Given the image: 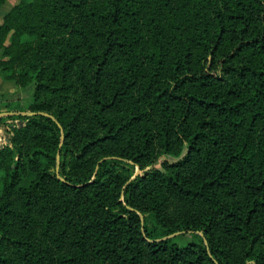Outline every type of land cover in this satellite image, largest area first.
Instances as JSON below:
<instances>
[{
    "label": "trees",
    "instance_id": "16d2710c",
    "mask_svg": "<svg viewBox=\"0 0 264 264\" xmlns=\"http://www.w3.org/2000/svg\"><path fill=\"white\" fill-rule=\"evenodd\" d=\"M0 50L55 119L11 117L0 264H264V0H20Z\"/></svg>",
    "mask_w": 264,
    "mask_h": 264
},
{
    "label": "rangeland",
    "instance_id": "374dc122",
    "mask_svg": "<svg viewBox=\"0 0 264 264\" xmlns=\"http://www.w3.org/2000/svg\"><path fill=\"white\" fill-rule=\"evenodd\" d=\"M10 33L7 35V38L5 40V45L8 44ZM0 59H6V57H2V50H0ZM13 84V83H12ZM16 86V85H15ZM18 88V93L9 95L7 97L0 96V149L3 147H11L10 140L13 136V132L15 129H19L25 125V120L22 119H14L11 117H18V116H31L33 114H45L49 117H52V115L46 113V112H32L30 111V106L32 104L33 99V92H34V85L33 82L28 83L25 86H16ZM53 118V117H52ZM53 120H55L53 118ZM58 126L60 127L59 123ZM61 128V127H60ZM63 137H61L62 141ZM155 151H158V146H155ZM170 161H173V158L169 159ZM158 162H162V158L159 159ZM129 164H132L130 161H128ZM59 167V155H56L55 159V172L58 171ZM129 168V167H128ZM149 167L143 168L144 170L148 169ZM131 170V173L133 174L132 177L135 175L141 173V168L139 166H134L133 169L129 168ZM60 178V177H59ZM238 201L241 202L242 194H239ZM14 206L17 210H19V199L14 198ZM203 209H199L197 207H194L189 204H185L183 202H180L176 199H171L167 208V215L169 218H175L177 216H183L184 218L187 217H195L199 213H201ZM12 230H14V227H12ZM33 231L35 233H38L37 227L33 228ZM196 234L203 236L202 231L196 232ZM174 236H182L181 241L182 243L190 242L194 240V237L192 233L188 232H178ZM173 236V237H174ZM226 249L230 252V254H236L240 250V246L229 243L226 244Z\"/></svg>",
    "mask_w": 264,
    "mask_h": 264
},
{
    "label": "crops",
    "instance_id": "0c3cea01",
    "mask_svg": "<svg viewBox=\"0 0 264 264\" xmlns=\"http://www.w3.org/2000/svg\"><path fill=\"white\" fill-rule=\"evenodd\" d=\"M20 0H5L4 4L0 7V25L3 22L4 15ZM18 93V88L7 81H4L0 75V96H9Z\"/></svg>",
    "mask_w": 264,
    "mask_h": 264
},
{
    "label": "water",
    "instance_id": "95a60500",
    "mask_svg": "<svg viewBox=\"0 0 264 264\" xmlns=\"http://www.w3.org/2000/svg\"><path fill=\"white\" fill-rule=\"evenodd\" d=\"M33 115H36V114H33ZM39 115H43V116H47V115H45V114H39ZM50 118H52V117H50ZM53 119V118H52ZM175 235V234H174ZM174 235H171V236H174ZM170 236V237H171Z\"/></svg>",
    "mask_w": 264,
    "mask_h": 264
}]
</instances>
